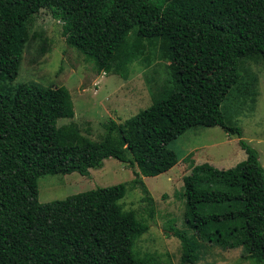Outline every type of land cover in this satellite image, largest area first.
<instances>
[{"label": "trees", "instance_id": "trees-1", "mask_svg": "<svg viewBox=\"0 0 264 264\" xmlns=\"http://www.w3.org/2000/svg\"><path fill=\"white\" fill-rule=\"evenodd\" d=\"M41 10L62 22L65 42L98 73L126 77L132 62L148 66L158 39L172 87L132 118L110 121L100 140L73 123L57 125L74 116L65 86L10 83ZM244 57L264 63V0H0V264H158L134 250L148 224L120 200L128 186L139 187L152 217L142 176L171 169L179 156L170 144L194 126L236 135L246 157L227 169L202 162L182 177L186 225L201 240L240 247L253 264H264V168L231 119L232 106L223 105L232 89L236 100L254 93L257 78L244 79L240 69ZM109 157L135 177L39 201L40 176H88ZM172 233L181 263L196 262L195 240Z\"/></svg>", "mask_w": 264, "mask_h": 264}, {"label": "rangeland", "instance_id": "rangeland-1", "mask_svg": "<svg viewBox=\"0 0 264 264\" xmlns=\"http://www.w3.org/2000/svg\"><path fill=\"white\" fill-rule=\"evenodd\" d=\"M29 29L34 36L25 46L18 76L11 85L33 82L43 87L65 86L71 95L74 116L58 119L57 125L73 123L88 139H102L110 121L121 123L132 118L173 85L169 59L159 48L158 39L150 64L134 61L129 65L127 76L122 77L98 73L92 61L65 42L62 22L49 10H41ZM240 69L244 79L249 75L257 78L254 93L236 100L232 98V89L223 105L228 102L227 107L232 106L231 119L241 127L242 139L257 150L264 168V63L244 57ZM238 140L236 135L227 134L219 126H194L173 140L170 147L178 154L179 161L157 176H142L153 199L152 217L141 189L128 186L126 195L120 200L121 206L135 211L136 216L148 224L134 248L140 256L151 254L158 264H182L180 240L172 233V230H180L198 245V259L190 264H253L251 259L244 257L242 248L225 250L205 242L184 221L182 177L202 162L227 169L244 160L246 154ZM89 171L88 176L78 172L40 176L39 201L45 203L96 187L129 183L135 177L127 163L111 157L104 159L100 168Z\"/></svg>", "mask_w": 264, "mask_h": 264}, {"label": "crops", "instance_id": "crops-1", "mask_svg": "<svg viewBox=\"0 0 264 264\" xmlns=\"http://www.w3.org/2000/svg\"><path fill=\"white\" fill-rule=\"evenodd\" d=\"M245 157H246V155H245ZM245 157H244V159H245Z\"/></svg>", "mask_w": 264, "mask_h": 264}]
</instances>
